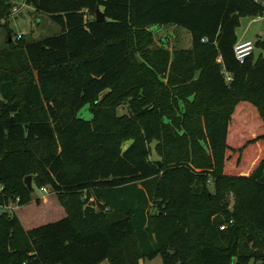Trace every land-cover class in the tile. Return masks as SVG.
Returning a JSON list of instances; mask_svg holds the SVG:
<instances>
[{
    "label": "trees",
    "instance_id": "1",
    "mask_svg": "<svg viewBox=\"0 0 264 264\" xmlns=\"http://www.w3.org/2000/svg\"><path fill=\"white\" fill-rule=\"evenodd\" d=\"M25 4L60 31L13 40L4 24L0 206L19 208L0 214V264H139L155 257L162 264H264V40L255 44L257 57L251 52L241 63L233 53L238 16L264 13V6ZM13 8L0 0V19ZM153 25L187 29L191 47L163 53L160 62L143 59L137 51ZM169 59L166 89L161 73ZM121 103L126 114L117 113ZM152 143L160 160H150ZM34 186H49L56 203L34 198ZM227 190L234 192L232 209L221 201ZM59 210V219H47Z\"/></svg>",
    "mask_w": 264,
    "mask_h": 264
},
{
    "label": "rangeland",
    "instance_id": "2",
    "mask_svg": "<svg viewBox=\"0 0 264 264\" xmlns=\"http://www.w3.org/2000/svg\"><path fill=\"white\" fill-rule=\"evenodd\" d=\"M10 2L14 7L19 8V11L15 12L7 18L0 19V48L5 46L6 44L7 27H9L11 31V37L13 40L19 38L22 34H24L28 39H39L47 35L58 33L60 31V26L54 23L48 15L37 13L31 6L25 4V0H10ZM4 24H7V27L4 26ZM150 30L152 32V37L149 39V41H147L146 39L143 40L144 43H141L142 49L137 51V53L140 54L143 59H148V61L152 62L153 60H155L156 62H160L162 60L163 53L172 54L173 51L176 52L181 48L184 49L191 47L190 31L181 26L162 25L159 27L158 25H153L152 29ZM234 33L236 35L237 41L250 40L254 43L253 55L254 57H257L260 54L261 49L255 44L259 39L264 40V13L255 16H250L247 14L239 15L237 24L234 28ZM144 50L147 52H144ZM163 63H161V65ZM169 64L170 59L167 61L166 70L164 71V73H161L166 89H170L172 87V85L169 84V81L171 80V77H169ZM171 91L172 90H170V92ZM163 93L165 95L166 91H164ZM127 112V103H121V105L117 107L118 114H126ZM80 114L86 118H89L91 116L90 111L85 107L81 109ZM250 124L254 123L250 122ZM250 124H248L249 129H251ZM151 149L152 151L150 152V160H160L154 150V143L151 144ZM34 188L35 189L32 194L34 198L47 195V198H51V200L56 203V197L51 194L49 186H34ZM43 188H45L46 191L43 190ZM83 199H85L84 195ZM88 200L93 199L90 198ZM221 201L227 203L228 209H232L234 203V192L232 190H227L224 193ZM10 205H12L13 209L8 210V213L11 214L12 212H14L15 214H18V212L15 210V207L17 205L15 203H10ZM4 210L7 209L0 206V212ZM109 211L110 207L105 206L103 210L104 214L109 213ZM61 216L62 215H60L59 210L58 213L56 212V214H49L47 216V219L53 221L54 219H59ZM231 221V219L228 220L227 222H225V225L230 224ZM223 227L224 225L221 226V228ZM249 246H251V244H249ZM99 264H109V262L107 259H104ZM142 264H162V260L160 257H156L151 260L147 259L145 260V263ZM249 264H252V262H250Z\"/></svg>",
    "mask_w": 264,
    "mask_h": 264
},
{
    "label": "built area",
    "instance_id": "3",
    "mask_svg": "<svg viewBox=\"0 0 264 264\" xmlns=\"http://www.w3.org/2000/svg\"><path fill=\"white\" fill-rule=\"evenodd\" d=\"M256 2H259L261 5L264 6V1H261V0H255ZM19 11V8H16L14 7L12 9V14H14L15 12H18ZM253 49H254V43L250 40H240V41H236V43L234 44V47H233V53H234V56L235 58L239 61V62H243L247 56H249L251 54V52H253ZM228 80L231 79V77H227ZM43 190L46 191L45 188H43ZM4 208H6L7 210H4V211H8V210H12L13 207L12 205L8 204L6 206H2ZM3 212V211H2ZM1 214V212H0Z\"/></svg>",
    "mask_w": 264,
    "mask_h": 264
},
{
    "label": "water",
    "instance_id": "4",
    "mask_svg": "<svg viewBox=\"0 0 264 264\" xmlns=\"http://www.w3.org/2000/svg\"><path fill=\"white\" fill-rule=\"evenodd\" d=\"M95 18H96L97 21H102V20L105 19L104 13L99 8L96 9ZM9 40H11V37H9ZM158 165H160V161L158 162ZM25 183H26V185H27V187L29 189L32 187V177H31V175H28V176L25 177Z\"/></svg>",
    "mask_w": 264,
    "mask_h": 264
},
{
    "label": "crops",
    "instance_id": "5",
    "mask_svg": "<svg viewBox=\"0 0 264 264\" xmlns=\"http://www.w3.org/2000/svg\"><path fill=\"white\" fill-rule=\"evenodd\" d=\"M45 15H46V14H45ZM159 27H160V26H159ZM149 29H152V27H149ZM227 77H229V74H228V73H226V78H227ZM18 208H19V206H16V207H15V210L17 211ZM16 211H15V212H16ZM155 258H156V257H155ZM142 263H145V260H141V261H140V264H142Z\"/></svg>",
    "mask_w": 264,
    "mask_h": 264
}]
</instances>
